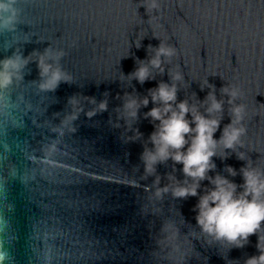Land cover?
<instances>
[{
    "label": "water",
    "instance_id": "water-1",
    "mask_svg": "<svg viewBox=\"0 0 264 264\" xmlns=\"http://www.w3.org/2000/svg\"><path fill=\"white\" fill-rule=\"evenodd\" d=\"M144 2L19 0L18 30L0 38V59L13 51L30 57L23 79L0 90L3 264H245L259 255L257 235L242 248L201 236L193 211L198 196L168 193L160 200L146 190L156 175L160 187L185 179L182 165L171 160L158 164L155 175L145 174L140 156L152 147L154 131L144 117L154 107L150 97L131 129L119 116L125 93L148 96L179 71L178 102L197 104L202 113L210 91L223 102V111L213 114L221 120L214 134L219 139L233 106L223 88L235 87L241 92L235 103L246 105L247 132L238 151L264 168V0H157L148 14ZM161 42L176 49L163 58L165 72L151 69L155 79L143 85L129 80L136 61L147 63ZM49 48L64 53L53 67L70 76L54 92L38 86L37 61ZM102 100L107 111L88 118ZM136 129L142 136L129 139ZM226 151V159L213 157L216 169L209 175L240 185L246 161ZM226 166L238 174L230 176ZM208 187L202 181L198 193ZM164 222L180 227L178 242L162 239Z\"/></svg>",
    "mask_w": 264,
    "mask_h": 264
},
{
    "label": "clouds",
    "instance_id": "clouds-1",
    "mask_svg": "<svg viewBox=\"0 0 264 264\" xmlns=\"http://www.w3.org/2000/svg\"><path fill=\"white\" fill-rule=\"evenodd\" d=\"M18 4L19 0H0V38L18 30ZM140 6L145 8L147 14L159 7L157 0H145ZM136 46L139 47V43ZM152 49L153 46L148 45V50ZM175 54L176 49L173 46L161 42L155 48V55L147 63L136 61L138 66L127 78L143 85L146 81L155 79L151 69H158L160 74H163L165 72L163 58H171ZM63 55L62 51L53 53L49 48L39 56L38 86L41 91L54 92L61 82H69L70 76L62 68L53 67V61H58ZM29 62L30 57L17 54L15 51L12 55L0 59V90L9 88L17 78L23 79L22 69ZM169 76L171 83L159 82L157 87L149 89L148 96L143 98L125 93L120 108L119 118L131 129L132 124L138 119L140 108L149 104V97L154 105L144 114L146 119L151 118L154 122V131L148 138L152 147L145 146L140 156L146 176L155 175L157 165L169 160L182 165L185 177L183 181H178L174 177V186L167 184L160 187V176L156 175L155 181L146 190L151 191L160 200L168 193L175 199L198 196L193 211L196 213L195 227L199 229L201 236L213 244L227 243L231 245L229 248H242L249 243L250 236L257 235L256 248L259 255L250 256L245 264H264V168L258 167L244 152L238 151L239 148H243L242 137L247 132L244 125L246 105L235 103L241 96L240 90L235 87L223 88V92L229 97L228 103L233 105L231 122L223 127L219 139H215L214 134L220 130L221 120L214 118L213 114L223 111V102L217 100L212 91L208 93L205 101L201 102L207 104L203 113L197 104H190L188 100L178 102L176 82L181 81L183 75L177 71L170 72ZM89 100L96 103L94 98ZM70 103L75 105L78 101L73 97ZM107 109V101L102 100L96 109L88 111L86 116L91 118ZM189 114L191 119L188 118ZM69 119L75 121L78 119V113H71ZM141 136L136 129L135 135L129 139L135 140ZM221 147L223 155L218 154V148ZM226 150L235 152L237 159L246 161L245 166L239 169L243 179L240 185L219 173L214 177L209 175L210 171L216 169L213 157L226 159L228 156ZM225 171L232 177L238 174L231 166H226ZM205 180L211 187L205 188L200 195L198 190L201 189V182ZM160 232L162 239L170 242H178L181 236L180 227L174 222L162 223ZM171 247L172 250H179L178 243H173ZM6 255L0 244V264H3Z\"/></svg>",
    "mask_w": 264,
    "mask_h": 264
}]
</instances>
